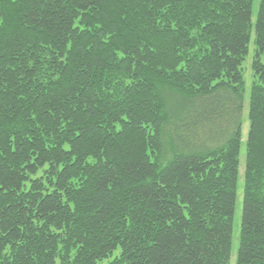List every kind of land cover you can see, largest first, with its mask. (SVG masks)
<instances>
[{"label":"trees","instance_id":"trees-1","mask_svg":"<svg viewBox=\"0 0 264 264\" xmlns=\"http://www.w3.org/2000/svg\"><path fill=\"white\" fill-rule=\"evenodd\" d=\"M0 0V264H264V0Z\"/></svg>","mask_w":264,"mask_h":264},{"label":"rangeland","instance_id":"rangeland-1","mask_svg":"<svg viewBox=\"0 0 264 264\" xmlns=\"http://www.w3.org/2000/svg\"><path fill=\"white\" fill-rule=\"evenodd\" d=\"M258 8V0H253L252 3V15L251 22L254 24L256 20V13ZM253 39L254 33H251V41L249 44V52L243 61L241 68L243 70V75L245 79V94H244V107L241 116V137H240V149L238 154V176H237V184H236V200L232 221V244L230 250V257L228 260V264L236 263V255H237V246H238V238L239 231L241 225V215H242V198H243V178H244V167H245V143L249 130V120H248V96L249 89L252 80V71H251V60H252V52H253Z\"/></svg>","mask_w":264,"mask_h":264}]
</instances>
